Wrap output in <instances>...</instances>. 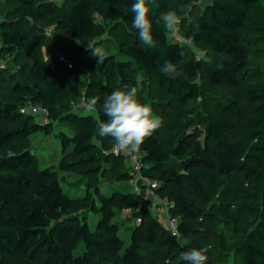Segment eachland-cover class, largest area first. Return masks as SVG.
Segmentation results:
<instances>
[{"label":"trees","instance_id":"obj_1","mask_svg":"<svg viewBox=\"0 0 264 264\" xmlns=\"http://www.w3.org/2000/svg\"><path fill=\"white\" fill-rule=\"evenodd\" d=\"M60 1L13 0V15L0 20V54L8 52L16 60L14 68H0V87L8 77L14 91L34 98L62 127L55 131L52 121H37L33 113L21 112L0 95V264H182L181 252L205 247L206 264H229V251L223 245H234L227 243L230 227L223 219L226 210L222 206L229 202L233 213L234 204L257 205L254 224L237 234L234 248L241 264H264V87H247L250 112L246 116L237 94L232 93L222 101L221 109L233 112L234 118L222 115L202 126L191 116L181 118L183 106L200 93L196 81L200 72L218 88L219 95L227 93L222 89L225 84L237 85L249 76L252 43L245 28L250 9L264 0H210L202 10L196 0H156L150 5L152 48L131 26L134 0ZM116 8H120L121 21L130 35L120 42V56H106L98 64L91 53L80 51L77 62L104 74L113 66L120 89L125 91L136 83L132 70L137 69L151 99L174 108L177 116L173 138L164 144L160 126L138 151L139 172L145 177L150 172L157 174L155 193L166 199L168 214L177 220V233L152 213L140 211L139 220L128 227L127 243L119 234L117 214L132 207L131 193L120 190L121 185L102 188L96 183L74 195L68 191L74 183L63 177L69 165L66 156L90 150L99 122L107 119L102 105L115 90L104 82L88 81L86 92L73 91L68 86L72 63L63 65L58 58L62 63H51L37 46L41 25L49 19L62 38L82 49L91 48L105 31L97 17ZM169 10L177 11L186 36L209 50V57L189 55L187 44L167 35L159 17ZM24 25L37 33L30 35ZM165 61L175 63L179 75L163 74L160 68ZM82 95L86 100L98 98L96 111L72 108L70 100ZM37 131L56 132L62 156L57 164L40 166L29 148L4 151L13 138H26ZM106 138L109 144L104 141L108 149L102 159L116 166L122 157L111 154L114 140ZM92 157V153L87 156ZM115 178L128 181L133 174L121 168ZM89 212L98 213L93 229L87 221Z\"/></svg>","mask_w":264,"mask_h":264},{"label":"rangeland","instance_id":"obj_2","mask_svg":"<svg viewBox=\"0 0 264 264\" xmlns=\"http://www.w3.org/2000/svg\"><path fill=\"white\" fill-rule=\"evenodd\" d=\"M36 2L41 0H35ZM49 1V0H46ZM210 0H196L199 10L209 2ZM61 1L58 0V4ZM13 0H0V20L10 17L14 13ZM120 8L114 10H106L105 14L97 17L104 26V33L99 37L97 42L93 43L91 48L100 47L105 51L106 56H120V52L123 51L121 41H127L129 39V33L121 21ZM250 20L245 28V34L250 38V54H249V76L242 79V82L237 85L225 84L222 89L226 94L219 95L218 88L206 81L202 72L196 77V81L199 82L200 93L195 100L188 101L182 109L181 118L191 116L196 125H204L210 120L217 119L222 115H226L229 118H234L233 112H226L221 109L222 101L229 98L232 93L237 94V101L240 104L242 113L246 116L250 112V105L246 98V89L251 87L256 89L259 86L264 87V3L261 2L250 9ZM28 28V25H24ZM42 32L40 34L37 46L42 49L44 57L49 62L66 63L70 66L72 63V73L70 74L69 87L73 91L77 89L86 92V84L88 81L104 82L115 91L121 90L118 83L119 78L113 66L110 67L108 73L104 74L103 70L89 71L86 68L80 66L77 62L79 52H83L85 55L90 54L89 49H82L78 43L67 41L60 35L59 30L56 29L53 22L49 19L44 21L41 25ZM44 28V29H43ZM30 35L37 33L33 28H28ZM167 35L177 41L188 45L187 53L194 57L204 56L209 57L210 52L204 47L197 46L191 39L185 34V23L182 20L180 30L177 34L173 35L167 31ZM58 58V59H57ZM18 62V61H17ZM8 68H14L16 66V60L12 54L8 52H2L0 54V66ZM136 76V83L134 87L137 88V99L143 104H147L152 108L153 115L161 118V128L164 132V138L166 142L175 136V124H176V110L166 103L160 100H152L146 93V83L144 76L139 73L137 69L132 70ZM21 80H26L22 75L17 76ZM12 81L5 76L0 87V95L3 99L14 102L20 109V107H28L30 104H37L34 98L30 97L25 92L14 91L12 87ZM130 86H126L129 89ZM221 96V97H220ZM70 105L72 108L78 111H88L80 106V99H71ZM183 113L185 115L183 116ZM37 121H52L55 131H59L62 127L56 120H53L50 114H34ZM9 126L16 127L17 123L7 122ZM56 132L45 134L42 132H34L26 138H13L4 146L5 152L16 151L22 148H29L33 154L37 157L40 166L49 165L51 163L57 164L60 160L61 153L59 150V143L57 140ZM108 143L106 137L96 135L91 140V148L86 154H68L66 159L69 160V165L63 172V177L74 183V186L69 187V193L74 195H81L82 190L85 187H91L96 183L102 184V188L107 186L116 187L120 186V190L129 191L131 193L130 200L132 207L129 208L128 213H124L120 210L117 216L121 219L119 225V234L127 243L129 237V226L134 225L141 213H152L158 218V220L166 227L168 221V203L166 199L161 198L155 193V188L150 187V182L157 179L155 172H150V176L145 177L140 174L139 171H135L132 166L131 153H122V162L116 166H109L104 163L102 157L104 150L108 147L104 144ZM107 144V145H108ZM112 143H110L111 145ZM109 145V147H110ZM92 153V158H87L88 154ZM169 163H165L168 165ZM101 165V166H100ZM121 168H127L133 174V178L128 181L117 180L116 174ZM144 177V178H143ZM152 189V190H151ZM226 212L223 219L226 221V225L230 227L228 230L227 243L234 245L228 247L223 245L225 250L229 251V264H241L239 256L235 252V245L237 243V234L247 231L255 222L257 217V205L250 202H242L240 204H234L235 213L229 210L232 207L230 204L222 205ZM98 219V213L89 212L87 221L91 229L94 228ZM138 221V220H137ZM150 254L148 253L147 257ZM146 260V258H145ZM147 261V260H146Z\"/></svg>","mask_w":264,"mask_h":264},{"label":"clouds","instance_id":"obj_3","mask_svg":"<svg viewBox=\"0 0 264 264\" xmlns=\"http://www.w3.org/2000/svg\"><path fill=\"white\" fill-rule=\"evenodd\" d=\"M156 0H134L130 11L132 16V28L136 29L140 40L149 48L155 46L152 34V21L150 19V5ZM182 17L176 10L164 12L159 17L164 28L175 35L180 30ZM91 55L97 59L98 64H103L106 54L103 48H88ZM160 71L170 77L179 75L177 65L171 61H165ZM97 97L88 99L85 107L88 111H96ZM106 120H101L97 127V135L101 137L111 136L114 145L111 154L119 156L122 153H136L139 151L146 137L150 136L161 126V118L153 115L152 108L138 101L137 88L130 87L127 91L121 89L108 96L102 105ZM33 111H36L35 109ZM105 155L109 153H104ZM208 248L184 251L179 254L182 264H206Z\"/></svg>","mask_w":264,"mask_h":264},{"label":"built area","instance_id":"obj_4","mask_svg":"<svg viewBox=\"0 0 264 264\" xmlns=\"http://www.w3.org/2000/svg\"><path fill=\"white\" fill-rule=\"evenodd\" d=\"M60 59H62L61 57H59ZM3 67V65L0 66V68ZM86 99L85 97L82 95L81 98H80V106L85 108V103H86ZM36 110V111H33V110ZM21 112H26V111H29L33 114H36V113H40V114H43V115H46L48 112H47V109L39 104H35V105H32L30 104L28 107H20L19 109ZM114 145V144H113ZM112 149V148H111ZM131 160H132V166L134 168L135 171H139V168H140V164H139V160H138V152L136 153H131ZM144 178V177H143ZM157 185L156 181H152L150 182V187L155 188ZM151 189V190H152ZM124 213H128L129 212V208L128 207H124L121 209ZM168 221H167V228L169 230H171L173 233H177V220L175 217L171 216L168 214ZM137 220H139V217L137 216Z\"/></svg>","mask_w":264,"mask_h":264}]
</instances>
